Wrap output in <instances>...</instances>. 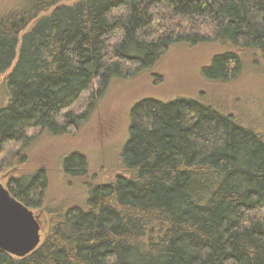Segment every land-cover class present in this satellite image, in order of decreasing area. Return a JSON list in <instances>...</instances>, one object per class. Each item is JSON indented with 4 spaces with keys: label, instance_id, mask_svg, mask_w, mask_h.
I'll return each instance as SVG.
<instances>
[{
    "label": "trees",
    "instance_id": "16d2710c",
    "mask_svg": "<svg viewBox=\"0 0 264 264\" xmlns=\"http://www.w3.org/2000/svg\"><path fill=\"white\" fill-rule=\"evenodd\" d=\"M210 41L222 50L203 75L237 78L248 52L264 54V0H28L0 16V170L14 169L13 195L46 206L45 170L18 167L37 132L67 133L112 78ZM131 117L121 173L84 206L47 208L39 246L0 249V264H264V132L188 97L142 99ZM62 166L89 171L81 152Z\"/></svg>",
    "mask_w": 264,
    "mask_h": 264
},
{
    "label": "rangeland",
    "instance_id": "374dc122",
    "mask_svg": "<svg viewBox=\"0 0 264 264\" xmlns=\"http://www.w3.org/2000/svg\"><path fill=\"white\" fill-rule=\"evenodd\" d=\"M28 0H0V16L20 8ZM222 50L219 42L172 45L156 63L130 79L112 78L104 94L83 109L85 116L67 133L53 135L47 131L26 148V160L18 166L23 174L38 169L47 173L46 206L34 209L42 215V239L49 230L47 208L85 204L89 189L96 183H108L122 171V153L130 137L131 111L145 98L169 101L178 97L196 98L224 113L235 114L243 125L264 132V54L251 51L245 56L241 74L230 82L205 77L203 67L212 63ZM0 75V105L7 94ZM73 152L86 155L88 172L82 176L65 173L62 159ZM4 163L0 177L9 174ZM17 168V167H16Z\"/></svg>",
    "mask_w": 264,
    "mask_h": 264
},
{
    "label": "water",
    "instance_id": "95a60500",
    "mask_svg": "<svg viewBox=\"0 0 264 264\" xmlns=\"http://www.w3.org/2000/svg\"><path fill=\"white\" fill-rule=\"evenodd\" d=\"M41 229L40 216L0 181V249L25 256L41 243Z\"/></svg>",
    "mask_w": 264,
    "mask_h": 264
},
{
    "label": "flooded vegetation",
    "instance_id": "af4514ba",
    "mask_svg": "<svg viewBox=\"0 0 264 264\" xmlns=\"http://www.w3.org/2000/svg\"><path fill=\"white\" fill-rule=\"evenodd\" d=\"M7 100H8V98L6 99V101H4L1 105H3V104H6L7 103ZM0 105V106H1ZM33 141V140H32ZM30 145V144H29ZM28 145V146H29ZM11 169H7V171H10ZM6 176V178H8V176H9V174L7 173V172H4V174H2V176L0 177V181L3 183V185L5 186V187H7L8 189H9V191H10V188H9V186H8V181H9V179L7 180V182H3V178ZM11 192V191H10ZM11 194L13 195V193L11 192ZM15 196V195H14ZM16 197V196H15ZM17 198V197H16ZM19 199V198H18ZM20 200V199H19ZM29 207V206H28ZM29 208H31V207H29ZM36 214H38L39 216H40V221L42 222V218H41V214H40V212L38 213V212H36L35 210H34V208H31Z\"/></svg>",
    "mask_w": 264,
    "mask_h": 264
}]
</instances>
